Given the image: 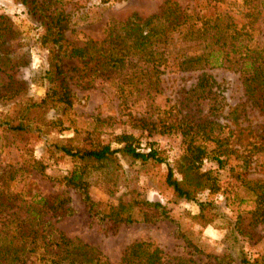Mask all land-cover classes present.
<instances>
[{
	"label": "rangeland",
	"instance_id": "374dc122",
	"mask_svg": "<svg viewBox=\"0 0 264 264\" xmlns=\"http://www.w3.org/2000/svg\"><path fill=\"white\" fill-rule=\"evenodd\" d=\"M37 1L47 13L64 15L67 20L65 40L69 47L75 48L102 41L111 21L123 22L132 14L141 17L160 14L167 1L177 3L180 10L188 14L208 12L209 15L214 12L215 5L217 12H229L217 0ZM44 35L46 22L39 13L17 0H0V95H5V99L0 100V118L7 112H19L28 101L39 102L44 98L48 88L46 75L54 62L52 46ZM176 37L178 39L168 47L172 55L176 57L196 51L193 44H186L181 37ZM256 40L264 46V27ZM62 64L74 101L70 109L57 107L45 113V120L56 122L55 127H50L49 135L34 133L23 139L15 138L0 126V199L8 200L13 208L8 212L0 210V226L5 222V215L13 211L21 216V204L35 196L49 199L62 196L67 200L64 207H68L70 212L60 219L52 218V228L69 239H77L99 249L111 264H118L124 250L137 242L158 247L167 260L184 258L197 264H210L211 260L206 255L230 253L235 258L233 264H240L237 252L229 251L223 245L226 232L195 225L190 217L198 213V204L176 200L164 183L167 165H172L185 149L180 132L171 130L148 134L147 131L133 129L131 119L157 121L160 124L158 129L161 125H176L181 120L196 122L205 118L231 128L236 123L241 128L248 127L242 131L240 141L242 149L251 151V162L244 179L264 181V150L258 148L264 140V115L245 95L241 75L224 68L178 71L168 67L159 76L158 92L149 88L147 92L141 86L137 89L121 86L119 83L125 72L106 79L97 76L89 70L90 65L84 67L68 53ZM199 80L208 81L205 87L208 93L204 94L208 100H200L189 93ZM95 119L101 123H96ZM93 130L95 133L91 137L104 142L119 134H131L137 140L135 145L139 151L148 152L153 147L163 161L161 165H142L118 154L120 169L102 167L88 178V192L95 209L107 215L110 207L120 205L137 219L135 223L125 225L115 223L105 215L92 216L77 191L43 178L27 166L30 159L35 158L47 165L46 173L50 177L66 175L73 163L56 153L54 145H83L86 135L81 131ZM248 142L251 143L249 146L246 145ZM111 147L119 146L111 143ZM202 170L215 172L222 194L204 192L198 195V201L213 202L219 212L228 217L235 218L241 214L247 235L241 238V249L253 264H264V219L260 223L249 224L251 219L247 213L253 210L254 197L237 179L241 173L238 163L231 158L223 169H219L215 162L207 159ZM145 201L163 205L167 216L178 222L179 227L158 219L154 211L144 206ZM178 228L192 247L186 246L184 239L177 236Z\"/></svg>",
	"mask_w": 264,
	"mask_h": 264
},
{
	"label": "trees",
	"instance_id": "16d2710c",
	"mask_svg": "<svg viewBox=\"0 0 264 264\" xmlns=\"http://www.w3.org/2000/svg\"><path fill=\"white\" fill-rule=\"evenodd\" d=\"M29 6L31 11L41 15L46 22L44 39L51 44L53 58L52 69L47 73L48 88L43 99L28 101L17 113L7 112L0 118V126L11 137H21L37 133L38 136L49 135L50 127L56 122L45 120V113L57 107L70 109L73 105V94L65 80L63 58L68 55L78 59L84 67L97 76L106 79L125 72L121 86L128 85L146 88L147 92L157 86L159 76L168 67L178 71H197L206 68H224L237 72L242 77L245 95L264 115V46L256 40L264 27V0H217L229 12L188 14L180 10L175 2L167 1L160 14L141 17L130 15L125 21H111L108 24L105 38L100 42H89L84 47H69L65 40L67 20L62 13H47L37 0H17ZM46 8V7H45ZM47 9V8H46ZM179 36L186 44H193L196 51L182 56H174L168 47ZM132 59H136L132 62ZM129 70V71H128ZM127 71V72H126ZM208 81L199 83L189 93L205 100V87ZM149 88V90H148ZM123 92V87H121ZM124 93V92H123ZM208 93V92H207ZM5 95H0L4 100ZM208 100V99H206ZM96 123H101L95 119ZM133 129L147 131L148 134L164 133L178 130L185 143L183 153L172 165H167L164 183L172 191L176 200L195 202L198 213L191 216V221L200 228L212 227L226 232L223 245L229 251H236L240 264H253L241 249V238L244 232V217L235 218L219 212L213 202L198 201V195L208 192L217 195L221 192L217 175L212 170H202L205 160L213 161L219 169H223L233 158L241 173L237 179L254 197L253 210L248 211L250 225L264 219V181L250 182L245 180L250 164V150L242 149V131L236 123L234 128L207 118L199 121H179L176 125H161L157 121L133 117ZM42 128H45L42 129ZM225 129H228L225 132ZM250 133L257 137L253 130ZM86 137L83 145L56 144V153L67 157L73 163L66 175L50 177L46 173L47 165L35 158L30 159L27 166L41 175L66 188H71L81 195L88 212L92 216H102L100 210L89 196L88 178L99 168L121 166L116 155L138 161L142 165H161L159 154L153 147L148 152L139 151L137 140L131 134H119L106 142L98 137H91L93 132L81 131ZM100 133H97L99 136ZM260 137V135H259ZM258 145L264 150V140ZM111 143L118 148H112ZM248 142L246 145H250ZM152 146V145H151ZM256 149V146H253ZM247 150V151H246ZM244 151L247 152L245 155ZM67 200L62 196L49 199L35 196L29 202L21 204L23 214L13 211L5 215V222L0 226V264H111L107 257L97 248L77 239H69L51 226V219L69 214L70 209L64 207ZM158 215V219L166 220L179 227V223L167 216V211L160 203L144 202ZM12 206L0 199V210L10 211ZM19 211V209L17 208ZM108 219L115 223L129 225L137 219L122 206L110 207ZM47 218V219H46ZM177 236L183 238L186 246L192 247L187 237L177 229ZM210 264H233L235 258L230 253L219 256L206 255ZM264 263V256L262 257ZM118 264H197L184 258L167 260L162 251L146 242L129 245Z\"/></svg>",
	"mask_w": 264,
	"mask_h": 264
}]
</instances>
